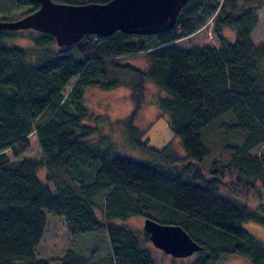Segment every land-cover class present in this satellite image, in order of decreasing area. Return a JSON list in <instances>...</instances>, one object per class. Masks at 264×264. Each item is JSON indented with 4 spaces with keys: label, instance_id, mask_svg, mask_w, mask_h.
<instances>
[{
    "label": "trees",
    "instance_id": "1",
    "mask_svg": "<svg viewBox=\"0 0 264 264\" xmlns=\"http://www.w3.org/2000/svg\"><path fill=\"white\" fill-rule=\"evenodd\" d=\"M21 7L29 9L0 20L19 19L38 4H9V9ZM257 10L264 11V0H190L165 31L84 35L68 47H58L51 35L32 30L25 37L34 48L8 45L23 34L0 30V264H155L146 246L148 234L120 223L133 217L179 225L202 247L178 259L179 264H215L227 256L264 264V243L242 227L246 222L264 226V208L251 211L237 197L218 192L229 184L225 178L242 195L260 197L256 183L264 191V44L253 45L249 37L258 23ZM211 16L217 48L174 46ZM223 29L234 32L233 41L226 40ZM137 54L147 58L145 70L118 62ZM115 72L130 75L134 106L126 119L114 124L122 125L130 148L149 160L118 154L107 136H99L98 127L84 122L91 115L83 103L85 90L118 87ZM145 82L165 93L155 104L168 117L182 155L171 141L151 148L134 125ZM224 116L235 123L221 125L234 129L241 140L223 165L211 164L206 177L201 163L209 151L200 132ZM30 135L36 136L40 158L19 159ZM94 135L98 139L89 141ZM256 148L259 152L251 154ZM40 168L50 186L37 178ZM46 213L61 217L72 236L104 232L107 258L93 259L95 252L87 256L70 249L56 259L36 258Z\"/></svg>",
    "mask_w": 264,
    "mask_h": 264
},
{
    "label": "rangeland",
    "instance_id": "2",
    "mask_svg": "<svg viewBox=\"0 0 264 264\" xmlns=\"http://www.w3.org/2000/svg\"><path fill=\"white\" fill-rule=\"evenodd\" d=\"M13 1L14 0H0V19H3L4 17H19L28 11V7L9 9V4ZM254 16L257 18L258 23L249 37L255 45L264 44V11L257 10L254 13ZM213 23V16L207 18L203 27L194 34L176 41L174 46L181 50L193 47L217 48L218 40L212 31ZM29 31L31 30L19 31L23 34L24 38L20 35L19 37L7 41L8 45L34 48L31 41L25 37L29 34ZM223 36L228 42L234 40V32L231 29H225L223 31ZM118 62L120 64L133 66L140 70H145L149 64L144 54L125 56L119 58ZM113 78L119 81L118 87L114 89L103 90L99 86H92L85 90L83 94V103L88 108L91 115L86 118L84 122L88 125L98 127L100 129L99 136H107L110 143L113 145V150L118 154L131 158H138L139 160H149V157L145 156L143 153L130 148L125 140V133L122 125L114 124L126 119L130 115L134 105L128 85L131 80L130 75L115 72L113 73ZM143 91L144 101L140 106L134 121V125L137 127L138 132H143L142 139L147 140L148 145L156 150L162 148L166 143L171 141L175 152L182 155L183 153L178 140L173 138L169 129L168 117L166 114H163L155 104L156 98L160 95H165V93L149 82L144 83ZM223 122H226L228 125H233L235 123L233 117L224 116L219 121H215L200 132L201 142L209 151V155L205 157L201 163L202 170L206 177L209 175L211 164L217 163L218 166L223 165L228 159H230L232 154L231 147L238 144L241 140V136H239L234 129H227L224 125H221ZM97 139V135H94L89 141H96ZM28 144V149L19 157V159L38 160L40 158V150L35 135H30L28 137ZM261 150L264 151V146ZM255 152L257 154L259 148L252 150L251 154H254ZM36 176L41 182L47 183L45 180L44 168H40L37 171ZM223 182L229 184L227 185L228 187L221 186L219 188L218 192L220 195L228 196L231 194L237 197L235 199L246 205L251 211L257 212L258 207L261 211L260 205L264 208V191L258 183L256 184L257 189L261 191L260 197H256L252 193L246 195L238 193L239 188L235 186L229 178H225ZM258 213L261 214V212ZM261 216H264V214L262 213ZM143 220L144 218L133 217L121 221L120 223L133 230L143 231ZM242 227L264 243V226L253 222H246L242 224ZM91 235L92 237H90ZM89 237L91 239H89ZM146 246L153 256L155 264H179V258L175 259L164 254L162 251L154 248L151 243H147ZM68 249L81 251L87 256L95 252L93 255L96 257L93 259H98L100 257L107 258L109 244L104 232L83 236H72L67 231L61 217L46 213V228L39 244L35 248V257L39 259H56L61 257ZM50 264L58 263L51 262ZM215 264H250V262L245 258L227 256L225 259L222 257V259Z\"/></svg>",
    "mask_w": 264,
    "mask_h": 264
},
{
    "label": "water",
    "instance_id": "3",
    "mask_svg": "<svg viewBox=\"0 0 264 264\" xmlns=\"http://www.w3.org/2000/svg\"><path fill=\"white\" fill-rule=\"evenodd\" d=\"M38 8L13 21L0 20V30L47 33L58 47L77 43L84 35L108 37L115 31L149 36L175 24L190 0H109L105 3L67 4L31 0ZM142 230L152 246L175 259L202 250L179 225L144 218Z\"/></svg>",
    "mask_w": 264,
    "mask_h": 264
},
{
    "label": "crops",
    "instance_id": "4",
    "mask_svg": "<svg viewBox=\"0 0 264 264\" xmlns=\"http://www.w3.org/2000/svg\"><path fill=\"white\" fill-rule=\"evenodd\" d=\"M250 41L252 42L253 45H255V43L251 40V38H250Z\"/></svg>",
    "mask_w": 264,
    "mask_h": 264
}]
</instances>
